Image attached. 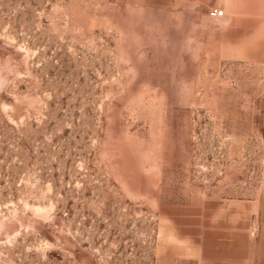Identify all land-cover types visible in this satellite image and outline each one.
I'll list each match as a JSON object with an SVG mask.
<instances>
[{
	"label": "rangeland",
	"instance_id": "rangeland-1",
	"mask_svg": "<svg viewBox=\"0 0 264 264\" xmlns=\"http://www.w3.org/2000/svg\"><path fill=\"white\" fill-rule=\"evenodd\" d=\"M0 264H264V0H0Z\"/></svg>",
	"mask_w": 264,
	"mask_h": 264
},
{
	"label": "built area",
	"instance_id": "built-area-1",
	"mask_svg": "<svg viewBox=\"0 0 264 264\" xmlns=\"http://www.w3.org/2000/svg\"><path fill=\"white\" fill-rule=\"evenodd\" d=\"M216 12L218 13L219 16H223L224 15V11L223 10H216Z\"/></svg>",
	"mask_w": 264,
	"mask_h": 264
}]
</instances>
